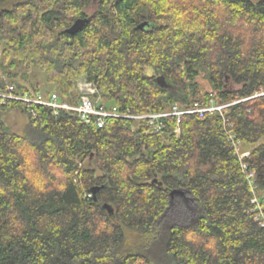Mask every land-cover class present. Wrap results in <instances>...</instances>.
Returning a JSON list of instances; mask_svg holds the SVG:
<instances>
[{"label": "trees", "instance_id": "1", "mask_svg": "<svg viewBox=\"0 0 264 264\" xmlns=\"http://www.w3.org/2000/svg\"><path fill=\"white\" fill-rule=\"evenodd\" d=\"M33 64L53 85L43 94L72 104L81 77L124 112L238 101L231 127L189 114L178 135L171 117L159 131L127 118L97 127L0 101V264H264L251 202L264 203V0H0V90L41 92L16 77ZM11 109L26 115L21 133L3 118ZM227 131L248 148L246 170ZM173 189L190 194L194 220L158 230Z\"/></svg>", "mask_w": 264, "mask_h": 264}, {"label": "built area", "instance_id": "2", "mask_svg": "<svg viewBox=\"0 0 264 264\" xmlns=\"http://www.w3.org/2000/svg\"><path fill=\"white\" fill-rule=\"evenodd\" d=\"M0 101L7 103L8 101L19 102L33 116L36 115L35 107L38 105L47 106L52 108L55 114L63 110L66 112H75L78 116L88 125H96L101 127L105 124L108 118H127L136 121H145L147 125L155 130L159 131L163 129L166 122L170 117L174 119V132L176 135L180 133V124L183 116L189 114H195L200 117L207 114H218L228 127L232 126L229 119L226 118L227 109L236 103L238 100L231 102H217L214 98L209 97L205 100H196L188 106H180L178 103H174L167 109L153 112L132 113L129 110L120 111L116 106H104L103 104H97L96 100L92 96L84 95L80 97L77 104H72L67 101L61 100L56 92H50L47 95L40 93L19 92L14 85H6L4 90H0ZM229 140L233 143L238 158L241 161V167L243 170L247 169V164L243 158L249 155V151L243 149L239 141L236 140L232 131H227ZM246 179L250 184L252 191L256 189L254 183L253 172H246ZM88 196H90L88 194ZM264 201V199H263ZM251 202L254 204L253 211L256 210L255 219L259 221L261 226H264V203L257 195H254Z\"/></svg>", "mask_w": 264, "mask_h": 264}, {"label": "rangeland", "instance_id": "3", "mask_svg": "<svg viewBox=\"0 0 264 264\" xmlns=\"http://www.w3.org/2000/svg\"><path fill=\"white\" fill-rule=\"evenodd\" d=\"M258 1V0H253ZM96 9V2L94 1L91 3L87 9L86 12L88 14H91ZM13 72H18L19 70L12 69ZM20 72V71H19ZM18 72V73H19ZM4 77V78H3ZM6 74H2L0 69V78L5 79ZM18 80H20L22 83L26 84L27 86H30L31 84H38L39 89L41 92L40 94L44 95L43 92L45 89H54L53 85L48 84L45 80V74L40 69V67L37 64H33L30 70V73L28 75V78L24 79V76H22L20 73L16 76ZM31 83V84H30ZM196 83L199 87V90L201 92H205L206 90H210V84L203 77V75H200L196 79ZM31 87V86H30ZM76 88L78 94L82 96L88 95L92 96L94 100H96L97 104H103L104 106H107L106 104H109L110 102H107L106 100H103L102 97L97 93L96 85L87 81L84 77H81L78 79L76 83ZM50 92H54L51 90ZM206 98V97H205ZM204 97H201L197 100H205ZM5 122L10 126V128L16 132H23L24 125L27 121L26 115L22 113L19 109H11L7 111L3 116ZM248 150V148H246ZM171 204L166 212V214L163 216V218L159 221V224L157 225V229L161 230L163 226L171 225V224H190L193 222L195 217V207L193 204V200L190 197V194L188 192H184L183 194L177 193L173 195ZM163 230V229H162ZM124 232L127 235V240L129 241L130 245L132 246H140L143 244V242H140L139 237L130 232L128 228H124Z\"/></svg>", "mask_w": 264, "mask_h": 264}, {"label": "water", "instance_id": "4", "mask_svg": "<svg viewBox=\"0 0 264 264\" xmlns=\"http://www.w3.org/2000/svg\"><path fill=\"white\" fill-rule=\"evenodd\" d=\"M79 24H81V21H78L76 23L73 24L72 26V29H74L75 27H77ZM149 22L148 21H143L141 22L138 27L140 28H144L146 25H148ZM156 81L158 83V85L162 88H172V86L166 81V79L164 78L163 75H158L156 76ZM177 193H181L183 194L184 192L180 189H173L170 193H169V197L170 199H172L173 195L174 194H177ZM110 210V209H109Z\"/></svg>", "mask_w": 264, "mask_h": 264}, {"label": "bare ground", "instance_id": "5", "mask_svg": "<svg viewBox=\"0 0 264 264\" xmlns=\"http://www.w3.org/2000/svg\"><path fill=\"white\" fill-rule=\"evenodd\" d=\"M34 117V116H33Z\"/></svg>", "mask_w": 264, "mask_h": 264}]
</instances>
